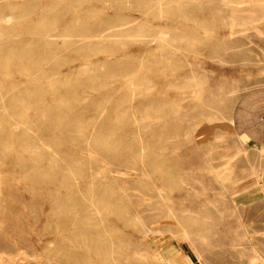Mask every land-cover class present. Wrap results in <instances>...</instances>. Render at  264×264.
Wrapping results in <instances>:
<instances>
[{
    "label": "rangeland",
    "instance_id": "374dc122",
    "mask_svg": "<svg viewBox=\"0 0 264 264\" xmlns=\"http://www.w3.org/2000/svg\"><path fill=\"white\" fill-rule=\"evenodd\" d=\"M171 4L0 0V264H264V19Z\"/></svg>",
    "mask_w": 264,
    "mask_h": 264
},
{
    "label": "bare ground",
    "instance_id": "6f19581e",
    "mask_svg": "<svg viewBox=\"0 0 264 264\" xmlns=\"http://www.w3.org/2000/svg\"><path fill=\"white\" fill-rule=\"evenodd\" d=\"M172 1H175V0H157V4L159 5V9H158V13L159 14H164V12H166V11H170V9L172 8V4H171V2ZM204 1V0H203ZM208 2L209 1H211V0H207ZM230 1V0H229ZM233 2V1H232ZM236 2V1H235ZM176 3V2H175ZM238 3H240V4H244L243 5V9H245V11H246V13L247 14H249V15H256V17H259V18H261V19H264V0H238ZM168 4H171V6H168ZM178 4V3H177ZM6 5V4H5ZM175 5V4H174ZM178 6V5H177ZM239 6V5H238ZM244 6H245V8H244ZM241 7V6H240ZM174 8V7H173ZM231 8H235V7H231ZM239 8V7H238ZM242 8V7H241ZM120 10V9H119ZM231 10V9H230ZM43 11V10H42ZM233 11V10H232ZM234 12H236V11H234ZM241 12V11H240ZM244 12V11H243ZM235 14H237V12L235 13ZM248 17V16H247ZM238 18H240V17H238ZM250 18V17H249ZM248 18V19H249ZM252 18V17H251ZM247 19V20H248ZM260 19V20H261ZM128 20V19H127ZM237 20V19H236ZM240 20V19H239ZM238 20V21H239ZM258 20V19H257ZM259 20V21H260ZM213 21H215V19L213 20ZM241 21V20H240ZM258 21V22H259ZM122 23V22H121ZM250 23V22H249ZM255 23H256V21H255ZM238 24V23H237ZM143 25V24H142ZM232 25V24H231ZM230 26V25H229ZM238 26V25H237ZM110 27V26H109ZM127 29V28H126ZM123 30V29H122ZM124 30H125V28H124ZM140 30V29H139ZM119 32H120V30H119ZM51 33V32H50ZM128 33V32H127ZM121 34V33H120ZM173 34V33H172ZM47 35V34H46ZM97 35H101V34H97ZM111 35H113V34H111ZM132 35H135V34H132ZM131 35V36H132ZM105 36H108V34H105ZM137 36H138V34H137ZM147 36V35H146ZM7 37V36H6ZM69 37V36H68ZM122 37V36H121ZM15 38V37H14ZM50 39V38H49ZM61 39H62V37H61ZM95 39V38H94ZM99 39V38H98ZM104 39V38H103ZM106 39V38H105ZM163 39V38H162ZM80 40V39H79ZM171 41V40H170ZM141 42V41H140ZM176 42H177V40H176ZM105 45V44H104ZM102 46V45H101ZM111 46V45H110ZM106 50V49H105ZM241 51V50H240ZM16 52V51H15ZM109 52H110V50H109ZM45 54V53H44ZM112 54H114V53H112ZM213 56V55H212ZM217 58V57H216ZM240 59V58H239ZM244 59V58H243ZM7 60V59H6ZM120 60V59H119ZM245 60V59H244ZM248 61V60H247ZM6 63H8V60H7V62ZM49 67H51V66H49ZM6 68V67H5ZM81 68V67H80ZM112 68V67H111ZM9 69V68H8ZM82 69V68H81ZM50 70V69H49ZM45 71V70H44ZM85 74V73H84ZM19 75V74H18ZM51 75V74H50ZM133 75V74H132ZM131 75V76H132ZM103 76V75H102ZM116 76V75H115ZM121 76V75H120ZM101 77V76H100ZM148 77V76H147ZM33 78V77H32ZM81 78V77H80ZM200 79V78H199ZM201 80V79H200ZM205 80V79H204ZM143 82H145V81H143ZM140 83V82H139ZM16 84V83H15ZM56 86V85H55ZM204 86V85H203ZM144 87H146V86H144ZM190 88V87H189ZM8 89V88H7ZM66 89V88H65ZM154 90H156V89H154ZM142 91V90H141ZM146 91V90H145ZM152 91H153V89H152ZM151 91V92H152ZM74 93V92H73ZM140 94V93H139ZM143 94V93H142ZM141 94V95H142ZM148 94V93H147ZM36 95V94H35ZM136 95V94H135ZM6 96V95H5ZM29 96V95H28ZM77 96V95H76ZM39 97V96H38ZM37 97V98H38ZM137 97V96H136ZM141 98V97H140ZM226 98V97H225ZM41 99V98H40ZM73 99V98H72ZM214 99V98H213ZM42 100V99H41ZM221 100V99H220ZM224 100V99H223ZM216 101H217V99H216ZM39 102V101H38ZM42 102V101H41ZM242 102V101H241ZM19 103V102H18ZM23 103V102H22ZM168 103H169V101H168ZM176 103V102H175ZM220 103V102H219ZM53 104V103H52ZM159 104V103H158ZM214 104V103H213ZM221 104V103H220ZM5 105V104H4ZM73 105V104H72ZM80 106V105H79ZM141 106V105H140ZM164 106V105H163ZM199 106H200V104H199ZM156 107V106H155ZM62 108V107H61ZM66 108V107H65ZM64 108V109H65ZM166 108V107H165ZM173 108V107H172ZM200 108V107H199ZM220 108V107H219ZM71 109V108H70ZM171 109V108H170ZM194 109V108H193ZM72 110V109H71ZM144 110V109H143ZM66 111V110H65ZM165 111V110H164ZM136 112V111H135ZM209 112V111H208ZM215 112V111H214ZM67 113V112H66ZM73 113V112H72ZM71 113V114H72ZM193 113V112H192ZM59 114V113H58ZM70 114V115H71ZM209 114V113H208ZM207 114V115H208ZM206 115V116H207ZM37 116V115H36ZM77 116V115H76ZM215 116V115H214ZM46 117V116H45ZM193 117H194V115H193ZM50 118V117H49ZM77 118V117H76ZM207 118V117H206ZM213 118V117H212ZM219 118V117H218ZM205 119V118H204ZM209 119V118H208ZM232 119V121H234L233 119L234 118H231ZM230 119V120H231ZM236 119L238 120V118L236 117ZM240 119V118H239ZM70 120H72V119H70ZM215 120H216V118H215ZM218 120V119H217ZM49 121V120H48ZM209 121V120H208ZM60 124V123H59ZM53 126H54V124H53ZM57 126V125H56ZM241 126H242V124H241ZM76 127V126H75ZM239 128V127H238ZM20 130V129H19ZM75 130V129H74ZM74 132V131H73ZM76 135V134H75ZM66 136V135H65ZM69 136V135H68ZM78 136V135H77ZM92 136V135H91ZM73 137V136H72ZM62 138V137H61ZM64 138V137H63ZM62 138V139H63ZM84 138V137H83ZM238 139L241 141V143H243V142H249V138L246 136V134L244 135L243 134V132H239L238 133ZM61 140V139H60ZM64 140V142H65V139H63ZM67 140V139H66ZM70 140V139H69ZM87 140V139H86ZM98 140V139H97ZM101 140V139H100ZM78 141V140H77ZM47 142V141H46ZM82 142V141H81ZM108 143L109 142H104V144H105V146L106 145H108ZM240 143V142H239ZM30 144V143H29ZM90 144V143H89ZM23 145V144H22ZM21 145V146H22ZM111 145H113V144H111ZM110 145V146H111ZM25 146V145H24ZM114 146H116V145H114ZM97 148V147H96ZM253 148L254 149H257V150H259L260 151V155H264V147L263 146H260V145H257V146H253ZM100 151V150H99ZM98 151V152H99ZM256 152V151H255ZM57 154H58V152H56ZM33 154V153H32ZM258 154V153H257ZM104 155V154H103ZM22 156V155H21ZM18 159V158H17ZM31 159V158H30ZM245 159V158H244ZM48 160V159H47ZM57 160V159H56ZM107 161V160H106ZM244 161V160H243ZM70 162V161H69ZM228 163V162H227ZM70 164H72V163H70ZM73 165V164H72ZM6 167V166H5ZM66 167V166H65ZM247 167V166H246ZM78 168V167H77ZM21 169V168H20ZM28 170V169H27ZM70 170V169H69ZM222 170V169H221ZM225 171H226V168L224 169ZM68 171V170H67ZM78 171V170H77ZM81 171V170H80ZM224 172V171H223ZM222 172V173H223ZM38 175V174H37ZM226 175V174H225ZM50 176V175H49ZM76 176V175H75ZM25 177V176H24ZM221 177H222V175H221ZM225 177V176H224ZM253 177V176H252ZM255 177V176H254ZM259 177V176H258ZM47 178V177H46ZM82 178V177H81ZM23 179V178H22ZM253 179V178H252ZM34 180V179H33ZM50 180V179H49ZM74 180V179H73ZM232 180V179H231ZM247 180V179H246ZM257 180V179H256ZM263 180V179H262ZM258 181H260V180H258ZM35 182V181H34ZM226 182V181H225ZM235 182V181H234ZM244 182V181H243ZM247 182V181H246ZM45 183V182H44ZM27 184V183H26ZM235 184V183H234ZM29 185H31V184H29ZM256 185V184H255ZM51 186H52V184H51ZM259 187V186H258ZM255 188H257V187H255ZM37 189V188H36ZM40 189V188H39ZM55 190V189H54ZM53 190V191H54ZM242 190V189H241ZM263 190V189H262ZM100 194V193H99ZM51 198V197H50ZM62 198H64V197H62ZM56 203V202H55ZM95 203V202H94ZM112 203V202H111ZM96 204V203H95ZM34 206V205H33ZM39 206V205H38ZM51 206V205H50ZM54 206V205H53ZM99 206V205H98ZM100 206H101V204H100ZM44 207V206H43ZM43 207H42V209H43ZM57 210V209H56ZM42 211V210H41ZM30 212V211H29ZM63 212V211H62ZM38 213V212H37ZM73 213V212H72ZM29 215H31L30 213H29ZM153 215V214H152ZM33 216V215H32ZM151 216V215H150ZM154 216V215H153ZM40 217V216H39ZM128 218V217H127ZM143 218V217H142ZM87 220H90V218H88ZM92 220V219H91ZM152 220V219H151ZM148 222H150V221H148ZM47 223V222H46ZM92 223V222H91ZM53 224V223H52ZM87 224H90V223H87ZM172 228V227H171ZM157 229V228H156ZM161 229V228H160ZM173 229V228H172ZM78 230V229H77ZM87 230H89L88 228H87ZM86 230V231H87ZM147 230V229H146ZM194 232V231H193ZM83 234V236H84V234L86 235V233H82ZM94 238L96 237V236H93ZM92 238V237H91ZM96 239H97V237H96ZM73 240V239H72ZM96 241V240H95ZM95 241H93L94 243H96ZM55 243V242H54ZM62 243V242H61ZM63 244V243H62ZM61 247V246H60ZM187 250V249H186ZM252 251H254L255 252V250H252ZM75 252V251H74ZM73 252V253H74ZM77 252V251H76ZM61 253V252H60ZM58 256V255H57ZM171 259V258H170ZM253 260V259H252ZM256 260V259H255ZM167 261V260H166ZM178 261V260H177ZM259 261V260H258ZM86 262H89V261H86ZM179 262V261H178ZM253 262H254V260H253ZM264 262V261H263ZM262 262V263H263ZM168 263V262H167ZM197 263V262H196ZM195 263V264H196ZM258 263V262H257ZM89 264H91V263H89ZM252 264V263H251ZM254 264V263H253Z\"/></svg>",
    "mask_w": 264,
    "mask_h": 264
},
{
    "label": "crops",
    "instance_id": "0c3cea01",
    "mask_svg": "<svg viewBox=\"0 0 264 264\" xmlns=\"http://www.w3.org/2000/svg\"><path fill=\"white\" fill-rule=\"evenodd\" d=\"M246 136L249 138L250 142L255 141L256 145L264 147V91L260 93V133L255 135L256 138H251V136L247 134Z\"/></svg>",
    "mask_w": 264,
    "mask_h": 264
}]
</instances>
